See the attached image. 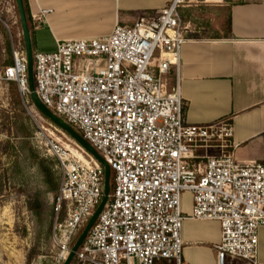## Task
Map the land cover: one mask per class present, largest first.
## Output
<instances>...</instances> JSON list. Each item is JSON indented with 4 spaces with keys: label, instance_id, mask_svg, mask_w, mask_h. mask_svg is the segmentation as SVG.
<instances>
[{
    "label": "built area",
    "instance_id": "obj_1",
    "mask_svg": "<svg viewBox=\"0 0 264 264\" xmlns=\"http://www.w3.org/2000/svg\"><path fill=\"white\" fill-rule=\"evenodd\" d=\"M196 3L173 0L157 16L119 24L108 36L59 42L53 53L34 52L39 99L114 174V190L74 264H185L184 193L193 196L192 219L220 223L217 264H259L264 160L236 159L228 121L189 125L179 81L174 89L165 79L179 68L188 41L181 12ZM53 12H30L32 32ZM12 44L13 63L2 79L15 83L30 103L25 48ZM48 147L61 170L52 241L55 264H64L103 199L105 171L76 143L52 141Z\"/></svg>",
    "mask_w": 264,
    "mask_h": 264
},
{
    "label": "crops",
    "instance_id": "obj_2",
    "mask_svg": "<svg viewBox=\"0 0 264 264\" xmlns=\"http://www.w3.org/2000/svg\"><path fill=\"white\" fill-rule=\"evenodd\" d=\"M173 0H141L143 10L157 16ZM5 0H0L3 5ZM30 12L52 9L46 24L33 30L56 43L91 40L110 35L117 25L132 26L142 16L122 14V0H28ZM221 37L196 40L187 36L179 68L172 74L182 85L187 122L233 127L234 155L244 163L264 160V0H220ZM151 12V11H150ZM184 19V17H183ZM17 26V22L13 21ZM19 38L22 31L19 29ZM57 49V47H56ZM55 49V50H56ZM175 72V73H174ZM171 74V75H172ZM183 196V213H188ZM187 264H217L221 242L217 221L185 220L183 231ZM259 264H264V227L259 232ZM229 264H249L234 260Z\"/></svg>",
    "mask_w": 264,
    "mask_h": 264
},
{
    "label": "rangeland",
    "instance_id": "obj_3",
    "mask_svg": "<svg viewBox=\"0 0 264 264\" xmlns=\"http://www.w3.org/2000/svg\"><path fill=\"white\" fill-rule=\"evenodd\" d=\"M140 1L122 0V14L129 13V9H132L134 16L155 12L143 10ZM219 1L198 0L194 6L182 10L187 36L196 40L222 36ZM13 21L17 22V26ZM19 29L21 30V25L16 2L5 0L4 4L0 5V264H28L32 252L30 264H55L57 249L52 241L53 210L60 186L61 170L48 145L52 141L71 146H74V143L67 134L38 111L32 100L30 103L23 100L15 83L2 79L5 68L12 62V40L16 48H20V43L24 47L23 37L18 36ZM43 32L39 31L37 34V46L36 37L34 38V51L55 52L56 43ZM165 79L170 81L172 88H176L174 74ZM179 86L186 102L182 85ZM187 109L186 106L185 118ZM56 183L58 190L53 192L52 188ZM111 188L112 193L113 173ZM183 196L189 204V212L184 214L188 219L193 213V196L190 193H184ZM33 197L40 198L45 204L42 218L29 209V201ZM86 226L87 224L82 227L76 241ZM184 250L185 246L183 260L187 264Z\"/></svg>",
    "mask_w": 264,
    "mask_h": 264
},
{
    "label": "water",
    "instance_id": "obj_4",
    "mask_svg": "<svg viewBox=\"0 0 264 264\" xmlns=\"http://www.w3.org/2000/svg\"><path fill=\"white\" fill-rule=\"evenodd\" d=\"M19 20L22 30V37L24 41V48L27 56L28 61V82L29 88L31 92V99L34 106L38 109V111L50 120L55 126L61 129L65 134H67L71 140L80 146L85 152L90 154L91 156L95 157L104 167L105 171V180H104V195L101 203L99 204L98 208L95 210L93 216L87 223L84 231L82 232L81 236L75 242L74 246L71 249V252L65 261L64 264H73L76 254L85 242L86 238L88 237L90 231L94 227L96 221L98 220L100 214L103 212L111 194V180H112V171L110 166L106 163V161L100 156V154L91 146L72 126L67 124L64 120L54 114L49 108H47L42 101L39 99L36 89H35V78H34V44H33V37L32 32L29 26L28 16L24 4V0H15Z\"/></svg>",
    "mask_w": 264,
    "mask_h": 264
},
{
    "label": "trees",
    "instance_id": "obj_5",
    "mask_svg": "<svg viewBox=\"0 0 264 264\" xmlns=\"http://www.w3.org/2000/svg\"><path fill=\"white\" fill-rule=\"evenodd\" d=\"M24 4H25L27 16H28L29 26H30V29H31V32H32V26H31V21H30V7H29L28 0H24ZM32 37H33V41H34V33L33 32H32ZM12 63H13V60H12L10 65H12ZM43 172H45V175L48 176V173L45 170H43ZM57 190H58V184L56 183L53 186L52 191L55 192ZM29 209L32 212H34L39 218H42V215H43V213L45 211V204L40 198L33 197L29 201ZM53 215H54V210H53ZM31 254L33 255V252ZM32 255L29 256V258H28V264H30V261H31V259L33 257Z\"/></svg>",
    "mask_w": 264,
    "mask_h": 264
}]
</instances>
